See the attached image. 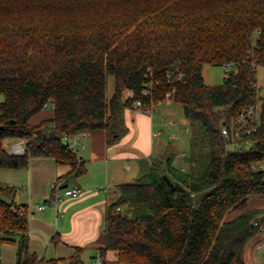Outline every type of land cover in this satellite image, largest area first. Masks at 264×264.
<instances>
[{"label": "trees", "instance_id": "16d2710c", "mask_svg": "<svg viewBox=\"0 0 264 264\" xmlns=\"http://www.w3.org/2000/svg\"><path fill=\"white\" fill-rule=\"evenodd\" d=\"M229 62L221 84L205 83V65ZM254 64L264 66V0H0V168L49 157L72 164L66 179L77 177L83 163L61 135L107 130L118 139L126 107H150L175 88L203 134L202 155L195 149L184 167L173 151L155 156L138 182L120 185L101 253L116 250L125 264H246L264 222L262 210H248L264 196V104L244 125L254 130L242 131L251 152L235 145V127L260 100ZM49 107L52 118L31 123ZM7 139H27L26 152L11 154ZM10 190L0 183V241L17 246L15 264H84L79 247L68 257L31 251L28 206L4 199Z\"/></svg>", "mask_w": 264, "mask_h": 264}, {"label": "crops", "instance_id": "0c3cea01", "mask_svg": "<svg viewBox=\"0 0 264 264\" xmlns=\"http://www.w3.org/2000/svg\"><path fill=\"white\" fill-rule=\"evenodd\" d=\"M129 93L125 90L123 98L128 99ZM2 100L0 98V102ZM173 101L163 100L152 114L134 105L126 107L120 125L124 132L118 139H111L107 130L90 131L89 137L77 145L76 155L84 169L77 177L66 179L72 164L59 163L49 157H31L23 168H0V183L11 189L3 198L18 206H28L31 251L45 258L68 257L74 253L75 247H79L84 264H95L96 255L105 246V215L109 205L118 199V187L138 182L152 158L169 151L180 156L175 161L177 166L188 165L194 150L191 129L188 127L189 157L185 151L182 153L183 149L175 151L170 145L185 133L177 130L179 123L176 120H166L163 114V111L170 114ZM53 115V108H46L36 114L31 123L40 124ZM173 135H177V139H173ZM57 182L82 189L79 196H65L58 210L52 206V185ZM44 203L48 207L40 210L38 205ZM254 209L262 210L264 215V196L249 200L248 210ZM238 214L240 212L230 214L228 219ZM261 228L262 231L246 245V264L264 262V222ZM2 244L0 241V253ZM102 260V264H125L119 262L116 250H107L102 254Z\"/></svg>", "mask_w": 264, "mask_h": 264}, {"label": "built area", "instance_id": "2783aa9c", "mask_svg": "<svg viewBox=\"0 0 264 264\" xmlns=\"http://www.w3.org/2000/svg\"><path fill=\"white\" fill-rule=\"evenodd\" d=\"M224 67L227 70H231V69L235 68V63L234 62L226 63L224 65ZM254 67L258 68L259 65L254 64ZM168 76H169V78L172 77V75H170V74ZM181 77H182V74H178L177 79H180ZM151 87L152 86L148 85V87L143 90V94L146 96L150 95L151 94ZM129 92L130 93H129L128 98H131L132 92L130 90H129ZM175 93H176V89L173 88L170 92H168L166 94V97L164 100L174 99ZM161 103H162V101H158L157 103H154L150 107H144L142 105L141 101L137 100L134 102L133 105L137 109H140V110L145 111L149 114H152L155 110H157V107ZM45 106H49V104H46ZM260 113H261V107L259 106V104L248 105L242 110V113L238 118V126L235 127V136L240 141H237L235 143V145L237 147L244 148V152L249 153L252 151V149L250 148V146H251L250 139L244 138L242 131L248 135L255 128V126H253V125L244 128V125H246L249 121H251V122L255 121L260 116ZM230 131L231 130L227 125H223L221 132L224 136H228L230 134ZM185 132H186V134L190 135V129L189 128H186ZM89 135H90V131L88 129H83V130H79V131H76L73 133H64L63 135L60 136V140L62 141L63 144L67 145L70 150H72L75 154H77V145L79 144V142L81 140L88 138ZM34 137H36V135H34ZM172 138L177 139V135L176 136L173 135ZM15 140L16 141L10 143L8 151L14 155L24 154L27 150L28 140L27 139H15ZM82 146L84 147V144H82ZM78 158H79V156H78ZM52 189H53L52 206L56 210H58V205L63 200V198L65 196L76 197V196H79L82 192V189L77 185L64 187L63 183H61V182H57V183L53 184ZM117 196L118 197L120 196V192L117 193ZM47 207H48L47 203H44L42 205H38V208L40 210H43ZM94 263L95 264H102L103 263L102 254L100 252L96 255V257L94 259Z\"/></svg>", "mask_w": 264, "mask_h": 264}, {"label": "rangeland", "instance_id": "374dc122", "mask_svg": "<svg viewBox=\"0 0 264 264\" xmlns=\"http://www.w3.org/2000/svg\"><path fill=\"white\" fill-rule=\"evenodd\" d=\"M225 67L221 65H205L203 68V76L204 81L206 84L209 85H218L223 82V78L225 76ZM257 85L260 88L259 95V106L261 107L262 104H264V66H259L257 68ZM113 78L110 77L108 81V87H107V95L111 96L113 93ZM0 98L3 99V96L0 95ZM163 114L165 115V119H174L176 120L179 125L177 130L181 133V130L186 131V127L191 129V135H192V144H195L193 146L194 150L201 156L202 153L199 152L200 148L203 149L204 147V137L203 134L200 133V129L197 125L193 124L190 120H188L184 114V109L181 103L177 101H173V106L170 114H166V112L163 111ZM186 133V132H185ZM180 135V140L176 142H170L171 147L175 148V151L182 150V153L185 151L186 155L188 157L190 156V149H189V141L190 138L188 137V134ZM16 141L15 139H7L5 141V147L9 149V145L11 142ZM177 145V147H175ZM178 148V149H177ZM78 149V148H77ZM193 150V151H194ZM204 155H208L207 152ZM175 157L178 159L180 156L175 155ZM187 157V156H186ZM207 157V156H206ZM204 157L201 159V163L203 162ZM205 162V161H204ZM150 164V163H149ZM179 164V163H178ZM200 162H197L195 166L199 167ZM264 165V164H263ZM178 166L183 167L182 164H179ZM146 179H143L144 181ZM148 181V179L146 180ZM4 197V196H3ZM16 254H17V246L9 243H3L1 247V253H0V261L5 264H15L16 262Z\"/></svg>", "mask_w": 264, "mask_h": 264}, {"label": "water", "instance_id": "95a60500", "mask_svg": "<svg viewBox=\"0 0 264 264\" xmlns=\"http://www.w3.org/2000/svg\"><path fill=\"white\" fill-rule=\"evenodd\" d=\"M67 186H68V184L64 185V187H67Z\"/></svg>", "mask_w": 264, "mask_h": 264}]
</instances>
